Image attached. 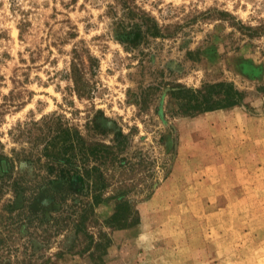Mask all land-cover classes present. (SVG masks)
Returning a JSON list of instances; mask_svg holds the SVG:
<instances>
[{
  "label": "rangeland",
  "instance_id": "374dc122",
  "mask_svg": "<svg viewBox=\"0 0 264 264\" xmlns=\"http://www.w3.org/2000/svg\"><path fill=\"white\" fill-rule=\"evenodd\" d=\"M0 264H264V0H0Z\"/></svg>",
  "mask_w": 264,
  "mask_h": 264
},
{
  "label": "trees",
  "instance_id": "16d2710c",
  "mask_svg": "<svg viewBox=\"0 0 264 264\" xmlns=\"http://www.w3.org/2000/svg\"><path fill=\"white\" fill-rule=\"evenodd\" d=\"M146 23L149 26L148 30L153 32V34L160 33V28H159L158 23H156V22L155 23H149V21ZM81 63L84 64V61L82 60ZM81 63H80V61L78 63H76L75 61L72 62V74H74L73 79L75 81V84L77 86L78 91L82 90V88H81V82H82L81 78L82 77H80V73L82 72V69L80 66ZM82 84H83V82H82ZM225 84H226V82H220L217 84H207L206 88L214 87V86L215 87L216 86H222ZM206 88H204V89H206ZM228 89H230L229 92L227 93L228 95H226L225 97H221V99H219V100H216L217 104L218 103L220 104V102L222 103L221 105L218 104L219 107L233 106V105H238V104H242V103L247 105L244 102L243 92L239 91L238 89H235L233 87V85H229ZM199 91L201 92L204 90L199 89ZM210 94L211 93H209V94L204 93V97H203L204 99L199 100L195 104V107H196L195 112H201V111L215 109V106L213 104L209 103V100L211 97ZM57 146H59V143H57ZM101 147H102V149H101ZM107 149H114V145H110V144H106V143H102V142H93L92 144L89 145L88 154L92 155V157L97 159L96 161H99V160H102L101 158H103L104 155H105V157L107 156L106 154L101 153L102 151H105ZM107 152H110V151L107 150ZM56 156H59V155H56ZM86 173H87L86 175H87V178H88L89 184H90V191L92 192V198H93L92 205L95 206L96 204H98L102 201L101 198L104 194L105 189L107 188V185L105 184V182H103L104 174L102 173L101 167L99 164L93 165L92 167L87 168ZM131 210H132V206L130 204V201L123 199L122 201L118 202V204L115 208V211L109 216V220L111 221L110 223H112V225L114 226V224H113L115 221L114 219H116V221L118 223H121L123 220L126 222L127 218L130 217L129 214H131ZM121 225H127V223H123Z\"/></svg>",
  "mask_w": 264,
  "mask_h": 264
}]
</instances>
